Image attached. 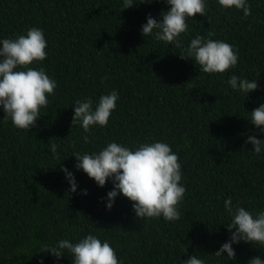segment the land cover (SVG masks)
Segmentation results:
<instances>
[{
    "label": "trees",
    "instance_id": "1",
    "mask_svg": "<svg viewBox=\"0 0 264 264\" xmlns=\"http://www.w3.org/2000/svg\"><path fill=\"white\" fill-rule=\"evenodd\" d=\"M133 3L123 10V0H0V40L42 29L47 58L30 67L43 68L57 83L29 130L5 121L0 108V264H71L66 250L57 259L43 246L76 243L88 234L107 240L120 264H183L192 255L204 264L264 260V246L242 241L232 245L235 259L214 255L231 235L224 225L230 222L226 199L254 216L264 211V151L257 156L245 143L250 135L264 140L250 123V113L264 104V0H247L248 17L205 0V15L186 20L182 48L141 35L147 17L159 21L169 10L165 0ZM198 35L232 45L237 65L205 74L181 59ZM232 75L256 79L257 90H232ZM113 90L118 100L106 127L84 133L79 124L71 126L76 100L91 98L95 108ZM111 142L131 150L145 142L171 147L186 188L180 219H137L132 202L119 193L106 208L111 180L98 187L75 169L73 156L98 153ZM61 168L73 173L75 193Z\"/></svg>",
    "mask_w": 264,
    "mask_h": 264
},
{
    "label": "clouds",
    "instance_id": "2",
    "mask_svg": "<svg viewBox=\"0 0 264 264\" xmlns=\"http://www.w3.org/2000/svg\"><path fill=\"white\" fill-rule=\"evenodd\" d=\"M159 2V0H157ZM141 3H152V0H141ZM169 10L161 12L159 21L147 17L142 25L143 37L153 35L157 41L167 44L175 43L182 48L179 37L188 31L186 20L195 15L204 16L205 0H165ZM221 10H242L243 16L252 14L247 0H217ZM134 5L133 0H123L122 9ZM122 10V11H123ZM209 37L215 33H209ZM47 41L44 32L38 27L29 28L26 34L15 39L0 40V108L4 120H11L12 126L19 130H29L40 118V110L47 107L48 96L55 92L57 83L51 79L43 68L30 67L33 63L47 58ZM181 59H191L205 74L224 73L237 65L238 55L232 45L221 40L204 39L196 36L184 49ZM228 85L234 91L247 94L257 90L255 80H248L232 75ZM118 93L113 90L102 95L93 108L91 98L76 100L73 106L71 126L79 124L84 133L92 126L106 127L116 107ZM250 123L264 132V104L250 113ZM82 139L89 142L87 135ZM253 146L252 151L258 156L264 151V140L250 135L245 141ZM52 153H56V144H51ZM77 163L76 170H82L98 187H104L111 180L113 188L107 193L106 208L110 210L118 193L132 202L136 218H163L165 222L180 219L178 207L185 195L186 188L180 183L182 179L179 157L164 142L142 143L135 150L111 142L98 153L73 156ZM69 183V192L75 193L77 183L72 172L61 168ZM82 195H87L84 190ZM224 209L230 217L226 225L230 238L214 254L221 257L227 254L229 260L235 259L233 244L241 241L264 246V211L255 216L241 207L239 202L233 205L232 199L224 201ZM102 230V229H101ZM72 256L71 264H120L114 248L105 240L88 234L76 243L68 239L60 240L53 247L43 246L57 259L64 256V251ZM183 264H204V260L192 255ZM248 264H264L260 257H254Z\"/></svg>",
    "mask_w": 264,
    "mask_h": 264
}]
</instances>
